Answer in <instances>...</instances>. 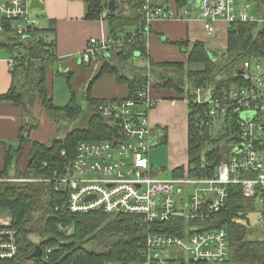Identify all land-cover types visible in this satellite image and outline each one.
Wrapping results in <instances>:
<instances>
[{"label": "built area", "instance_id": "built-area-1", "mask_svg": "<svg viewBox=\"0 0 264 264\" xmlns=\"http://www.w3.org/2000/svg\"><path fill=\"white\" fill-rule=\"evenodd\" d=\"M193 7L208 34L216 32L218 21H224L229 28L238 22H256L264 31V7L262 11L257 0H188L181 6L185 17L191 15ZM179 10L168 0H141L135 34L92 37L80 60L84 64H99L114 50L138 40H143L148 50L152 23L178 19ZM102 15L103 18L109 15L106 7ZM0 35L4 42L14 38L25 51L34 44L51 42L29 0H0ZM27 53L13 55L10 67L33 61L31 57H24L29 56ZM241 70L243 85H233L220 94L201 86L190 89L183 97L188 107L191 103L205 105L197 118L202 128L213 132L227 123L229 114L238 115L231 125L228 156L213 172L194 176L186 166L183 174L164 176L152 166L150 151L156 142L149 114L156 102L151 96L150 80L140 86L136 98L108 100L96 105L95 110L118 129L114 139L81 141L71 160L55 170L51 178L42 179L53 183L61 192L57 210L71 213L101 210L109 214L137 215L149 225L172 223L173 232L159 229L147 235L140 259L106 264L227 262L230 259L228 229L207 228L204 223L227 207L232 186H240L243 197L255 201L257 223L264 226V69L259 59H251L244 61ZM18 180L21 179L0 173V183ZM60 227L67 234L73 231L70 226L61 224ZM18 251V230L13 227L12 217L0 210V262L16 257ZM52 252V248H46V258Z\"/></svg>", "mask_w": 264, "mask_h": 264}, {"label": "trees", "instance_id": "trees-1", "mask_svg": "<svg viewBox=\"0 0 264 264\" xmlns=\"http://www.w3.org/2000/svg\"><path fill=\"white\" fill-rule=\"evenodd\" d=\"M85 1L90 6L88 17L99 19L106 0ZM257 1L260 9L264 7V0ZM140 3L141 0H129L128 13L123 8L115 14L109 12L106 17L109 36L120 35V29L126 26H138ZM136 31L124 35L135 34ZM1 37L0 48L7 47L11 53L17 48H24L14 38L4 42ZM175 45L184 51L190 48L186 61H155L150 58L143 40L114 50L108 59L99 63L86 91L87 113L90 115L85 126H76L65 137H55L48 143L21 135L17 147L7 146L2 174L21 180L0 183V210L7 211L12 217L13 227L18 230L19 251L16 257L1 261L0 264L129 263L141 258L140 250L152 230L174 231L172 223L149 225L137 215L109 214L101 210L85 213L57 210L62 199L61 192L55 189L53 183L42 179L51 178L55 170L61 169L71 160L81 141L112 140L117 136L118 129L95 110L97 104L108 101L92 96V87L101 76L111 73L119 83L127 84L129 94L126 98H136L140 86L150 80L154 88L173 90L180 98L190 89L201 86L210 87L216 94H220L233 85L245 84L243 76L239 74L244 61L264 58V31L256 22L234 24L229 29L226 48L217 59L211 57L209 47L202 41L192 44L188 40L179 41ZM54 46L53 41L43 45L34 44L26 51L29 56L24 57L34 60L28 64L21 63L13 71L23 69L27 73V81L22 86L14 84L0 99L30 106L39 100L42 108L58 123L60 119L75 121L84 114V107L74 91L73 77H68L72 96L66 106H57L47 89L46 72L55 61ZM137 59L146 61V64H136ZM204 106L191 103L188 107V166L190 174L194 176L213 172L227 158L233 132L231 125L238 117L237 114H229L225 130L217 138L218 131L202 128L197 118ZM59 128L58 124V132ZM223 139L226 143L220 145ZM30 142L27 165L22 170L18 163ZM203 164L206 165L205 169L202 168ZM13 168H17L14 174L11 173ZM183 171L184 167H181L175 173L183 174ZM252 212H255V201L244 198L240 186H232L227 207L204 223V226L228 229L229 260L264 264V240L248 239V227L243 221ZM179 222L185 225V222ZM61 224L72 227V233L67 234L60 227ZM31 236L39 237L41 241L35 242ZM37 245H41L43 253L40 257H31ZM46 248L53 249L48 258Z\"/></svg>", "mask_w": 264, "mask_h": 264}, {"label": "crops", "instance_id": "crops-1", "mask_svg": "<svg viewBox=\"0 0 264 264\" xmlns=\"http://www.w3.org/2000/svg\"><path fill=\"white\" fill-rule=\"evenodd\" d=\"M29 1L31 7L32 2L37 6L32 8L41 18L46 35L55 43V61L46 72L47 89L50 93V79L54 77L55 73L67 74V77H70V75L73 77L75 75L73 69L78 64H84L80 60V56L88 47L89 40L92 37H107L110 35L109 26L106 18H103L102 15L104 9L99 19L88 17L90 6L85 0ZM187 1L168 0L171 5L175 4L180 8L181 17L170 20H156L152 23L148 53L153 60L186 61L187 56L181 55V48L175 45L179 41L188 40L191 44L195 41H202L207 45L208 42L217 43L225 37L227 45L230 29L228 25L224 21H218L216 32L208 34L198 17L196 7H193L188 18L184 16L181 6ZM124 10L128 13L129 5ZM135 29L133 26H126L120 29V32L122 34L133 33ZM13 55H15V52L11 53L7 47L0 48V96L6 94L14 84L22 86L28 78L23 69L14 72V68L10 67L9 60ZM144 64H146V61ZM109 74L111 73L104 74L96 81L92 87V96L99 100L125 99L129 94L127 84L119 83L114 74H111L114 78ZM107 82L113 85L108 90H101L102 92H100L99 86H103ZM118 84L125 85V90L123 88L118 90ZM94 89L98 91L93 92ZM151 96L156 103L150 111L149 119L156 144L150 151V162L155 169L160 170L164 175H166V171H170L169 175H172L179 168L188 166V103L170 89L153 87ZM57 134L58 122L42 108L39 100H36L30 106L0 99V173L4 169L7 146L17 147L21 135L28 136L34 141L48 143L57 137ZM30 146L31 142L26 147L24 156L18 163L19 168L22 170L27 165ZM163 146L168 149V157L164 159L163 166H156L152 162V152H158L159 148ZM16 170L17 168H13L11 173L14 174ZM217 264L248 263L228 260Z\"/></svg>", "mask_w": 264, "mask_h": 264}, {"label": "rangeland", "instance_id": "rangeland-1", "mask_svg": "<svg viewBox=\"0 0 264 264\" xmlns=\"http://www.w3.org/2000/svg\"><path fill=\"white\" fill-rule=\"evenodd\" d=\"M129 5V0H123L122 1V7L123 9H127ZM255 15L258 16V13L255 10ZM213 45V46H212ZM225 45H226V38L224 37L221 41L217 42V43H209L207 44V46H209V48H213L215 50H217L218 52L222 53L225 50ZM190 48H188L186 51L180 49L181 55L187 56V51H189ZM25 53V49L24 48H20V49H16L15 54L17 53ZM259 61L262 64V67L264 69V58H260ZM136 64L138 65H143L145 62L142 59H137ZM98 65L97 63H92V64H78L77 67H75L73 69V71H75V75L72 78V85L74 87V91L76 92L82 106L84 107V114L77 120L75 121H69V120H62L60 119L59 124V132L57 134V137L63 138L67 135L68 132H70L71 130H73L74 127L76 126H85L87 124L88 121V117H89V113H87V101L85 99V94L86 91L89 87V84L91 82V80L93 79L97 69H98ZM76 66V65H75ZM193 67L198 68L199 65H194ZM67 74H58L57 72L55 73L54 77H52L50 79V89H51V95L53 97L54 103L57 106H66L68 105L70 99H71V90H70V83H69V79L67 77ZM109 76H111L112 78L113 75L109 74ZM112 83H104L103 86H99L100 92L106 91L109 89L110 86H112ZM119 88H123V90H125V85L123 86V84H118V90ZM98 90L94 89L93 92H97ZM95 94V93H94ZM122 97V96H120ZM227 138V137H226ZM225 138V139H226ZM221 140L220 145H223L226 143V141ZM65 154V152H64ZM168 157V149L165 148L164 146L159 148L158 152H152V162L154 165L156 166H163V162L164 159ZM14 171V170H13ZM170 173V171H166V175L164 176H168ZM35 181V180H34ZM186 198V196H185ZM6 213H8L7 211H5ZM10 215V213H8ZM11 216V215H10ZM257 219H258V210H256L255 212H252L249 214L248 218H244L243 221L245 222V224L248 227V239L251 240H264V226H260L257 223ZM32 240L35 242H40L41 239L39 237L36 236H31ZM186 264H189V262H187Z\"/></svg>", "mask_w": 264, "mask_h": 264}, {"label": "water", "instance_id": "water-1", "mask_svg": "<svg viewBox=\"0 0 264 264\" xmlns=\"http://www.w3.org/2000/svg\"><path fill=\"white\" fill-rule=\"evenodd\" d=\"M122 1L123 0H107V2L105 3V7L109 10L111 14H115L122 9ZM32 7H37V6L34 5V3L32 2ZM208 53L211 55L213 59H217L221 55L220 52H218L213 48H208ZM241 73L242 70H239V74ZM224 130H225V124L223 123L222 128H220L217 132V138H219L222 135ZM41 255H42V247L41 245H37L31 257H40Z\"/></svg>", "mask_w": 264, "mask_h": 264}]
</instances>
